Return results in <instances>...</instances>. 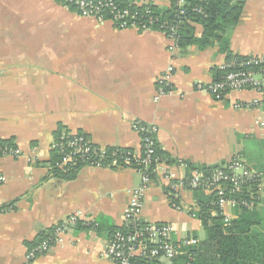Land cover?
Instances as JSON below:
<instances>
[{
	"label": "crops",
	"instance_id": "0c3cea01",
	"mask_svg": "<svg viewBox=\"0 0 264 264\" xmlns=\"http://www.w3.org/2000/svg\"><path fill=\"white\" fill-rule=\"evenodd\" d=\"M121 1L151 6L165 17L171 8L170 0ZM236 1L242 9L227 48L187 45L171 60L159 32L118 30L108 20L82 18L52 0H0V144L19 152L0 158L5 179L0 204L11 207L0 213V264H114L102 252L122 226L139 174L130 168L83 167L63 180L51 175L56 159L51 145L63 133L80 134L102 148L138 155L140 140L132 129L138 120L157 127V148L176 176L234 157L260 173L263 190L255 212L264 230V106L236 107L262 97L245 90L215 101L196 90L218 79L228 55L264 56V0ZM185 28L201 42L199 22L187 20ZM168 65L174 68L171 91L155 103L157 78ZM161 177L158 172L151 179L142 219L171 224L179 237L201 239L199 220L170 208ZM194 199V193H180L187 207ZM74 213L88 224L68 229L62 245L26 263V252L40 235Z\"/></svg>",
	"mask_w": 264,
	"mask_h": 264
},
{
	"label": "built area",
	"instance_id": "2783aa9c",
	"mask_svg": "<svg viewBox=\"0 0 264 264\" xmlns=\"http://www.w3.org/2000/svg\"><path fill=\"white\" fill-rule=\"evenodd\" d=\"M52 1L74 8L82 18L93 19L98 23L108 20L118 30L159 32L168 41L167 52L171 60L179 49L180 30L187 22V9L190 6V0H174L175 10L169 19L156 13L151 6L137 7L130 2L123 5L120 0ZM197 1L202 3L207 0ZM225 1L233 3L235 0ZM191 11L194 14L203 13L197 6ZM218 70L221 72L218 79L207 85L198 84L196 90L208 94L215 101H221L232 92L251 90L262 98L238 103L237 109L264 106V56H233L219 66ZM173 72L171 65L161 72L157 78L153 102H158L170 93ZM132 129L140 140L138 155L117 148L107 152V149L95 145L88 136L80 134L63 133L51 145L52 151L58 156L53 162L55 168L75 165L107 169L130 168L140 176L139 184L130 190L128 202L122 211V226L110 235L102 252L103 258L114 264H170L183 254L184 249L197 244V240L192 237H179L171 224L149 223L142 219L144 196L151 183V177L147 173L150 165H154L152 174L160 172L161 178L167 182L166 194L170 208L186 212L192 219H196V200L187 207L179 200L181 192L200 191L207 195L214 194L216 199L212 206L219 211L225 224L235 216V209L252 211L256 207L263 190L261 174L248 168L239 157H234L210 171L195 169L188 175L179 177L167 169L165 161L155 157L157 127L138 120L132 124ZM18 156L17 149L7 145L0 147V158ZM181 164V167L186 168L185 164ZM4 181L0 176V185ZM244 188H247L245 194L250 200H236L233 196L243 193ZM5 211L7 209L0 204V213ZM87 224L88 220L81 213H74L65 222L57 225L49 236L31 247L26 252L25 262L31 263L55 245H62L68 229Z\"/></svg>",
	"mask_w": 264,
	"mask_h": 264
},
{
	"label": "trees",
	"instance_id": "16d2710c",
	"mask_svg": "<svg viewBox=\"0 0 264 264\" xmlns=\"http://www.w3.org/2000/svg\"><path fill=\"white\" fill-rule=\"evenodd\" d=\"M170 2V10L164 13L165 15L168 14L169 19L175 10L174 0H170ZM121 3L123 5L125 4L122 1ZM194 6L200 7L203 13H192L191 9ZM241 9L242 4L238 1L230 3L225 0H207L206 2L200 3L197 0H190L186 20H195L201 24L203 29L202 40L201 42H197L193 39L192 31L186 28L184 30L185 23L180 30L181 38L179 40V48L193 44H197L199 48H204L213 43L220 44L224 49L227 48L228 32L237 24ZM231 57V55H228L226 60ZM220 75L221 72H219ZM2 146L0 144V147ZM106 151L109 152L112 149H107ZM53 152L57 159V153L55 151ZM155 157L165 161L167 164V161L159 152L157 145ZM93 160H96V158ZM54 161L51 162V175L63 180L73 179L77 171L85 167L75 165L55 168L53 167ZM153 168L154 165H150L147 171L151 179L154 177V174H152ZM213 168H202L201 170L210 171ZM192 170L195 169H188V172ZM246 190L247 188H244L243 193L234 195L233 197L236 200L249 201L250 198L245 194ZM194 196L198 208L195 215L196 219L201 223L203 237L199 239L196 235L192 236V238L197 240V244L184 249L183 254L177 256L170 264H264V230L260 222V217L255 212V208L252 211L235 209L234 219L232 218L228 224H225L223 217L219 215V211L212 206V203L216 199L214 194L207 195L206 193L195 191ZM4 208L7 210L11 209L10 206H4ZM213 212H215V215H213ZM50 234L51 231H48L46 234L43 233L40 235V241Z\"/></svg>",
	"mask_w": 264,
	"mask_h": 264
}]
</instances>
